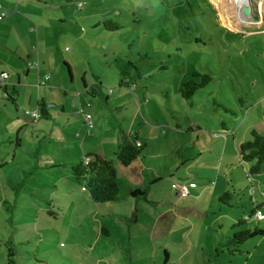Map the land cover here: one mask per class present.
<instances>
[{
	"label": "rangeland",
	"instance_id": "1",
	"mask_svg": "<svg viewBox=\"0 0 264 264\" xmlns=\"http://www.w3.org/2000/svg\"><path fill=\"white\" fill-rule=\"evenodd\" d=\"M235 3L0 0V72L10 78L8 90L13 85L20 93L15 106L2 100L0 90V264L6 262L8 240L19 264H264V240L261 246L249 242L237 248L235 258L225 251L214 259L213 234L201 229L198 219L195 230L185 222L182 209L188 206L184 198L171 195L163 165L178 169L176 176L206 172L212 182L225 152L234 171L230 180L238 185L246 207L250 200L259 204L257 198L264 194V172L249 177L233 154L232 139L217 132L221 117L238 131L237 141L244 139L250 123L264 122V0H244L248 15ZM194 73L212 81L184 100L179 90ZM44 76L49 80L39 87ZM82 79L88 90L100 89L101 94L90 98ZM75 92L91 103L83 109L93 117L90 133L95 140L85 132L77 135L81 124L75 121L81 119L70 116L71 101L78 103ZM41 96L53 104V115L61 105L65 114L31 125L25 111L34 109ZM215 100L241 111L235 124ZM120 121L136 122L140 138H154L157 148L149 150L158 154L162 171L156 185L146 174L131 179L141 192L142 186L147 190V199L140 201L135 220L128 224L108 210L109 204H94L70 168L84 159L82 143L87 153L100 151L102 142L108 151L115 145L116 151ZM198 124L202 131L194 128ZM107 157L117 162L111 152ZM176 176L173 183L182 187ZM173 206L179 219L167 224L163 213ZM255 223L250 220L235 231Z\"/></svg>",
	"mask_w": 264,
	"mask_h": 264
},
{
	"label": "crops",
	"instance_id": "2",
	"mask_svg": "<svg viewBox=\"0 0 264 264\" xmlns=\"http://www.w3.org/2000/svg\"><path fill=\"white\" fill-rule=\"evenodd\" d=\"M30 42H29V44H30ZM38 49H39V47L37 46L36 50H38ZM0 73L2 74L5 72H0ZM7 79L9 80L10 78H7ZM19 80H20V77L17 74V83L19 82ZM43 80H44V78L40 79L39 87L46 86L47 81L42 83ZM82 80H83L82 83L84 86V92L86 93V91H88L90 93V94H88V96L90 98H94V97L101 94L100 89L97 90V89H93L92 87H90V89L88 90V87L86 85L85 80L84 79H82ZM0 90H2V92H3V97H2L3 99L2 100L8 102V100L4 98V95L7 94L9 96L14 97L15 106L17 105V98L19 97L20 93L17 92L16 88L13 87V85H12L11 92L8 90V84H6V83H5L4 87L0 88ZM63 95H64V97H67V98L70 97V93H68V91H66V90H64ZM41 99H43L45 101V103L48 104L49 106H53L52 103H50L49 101H47V99H45L41 96V97H38L35 108L32 109L31 111H37L38 110L37 104ZM107 100H108V97L106 96L105 101H107ZM84 101H88V99L81 95V97L78 99V103H76V107L72 108L73 112L70 114V116L72 118L81 119L80 121H75L77 126H79L81 124V127L79 128V134H77L78 136L82 132H85L86 137H88L90 140H95V136H92V134L90 133L91 129L86 128L85 121H84L83 117H81L80 115L77 114L78 110L83 105ZM214 103H216L217 106H220L221 108L225 107L224 104H222L216 100ZM33 104H34V101L32 100V97L31 98L29 97L28 98V106L33 107ZM53 108H54V106H53ZM232 111L235 113V116L231 115L232 119H230V121H231V124H235V122L239 119L241 111L239 109L238 110L233 109ZM49 114H50L49 119H51V118L59 119L61 116H63L65 114V108H64V106L61 105L60 111L57 110V112H55V114L53 115V111L50 110ZM247 117H248V115H246L244 122L247 121ZM221 119L223 120L222 122L224 123L225 127H223V128L221 127V123H222L221 122L220 123V129L217 130V132H220L222 136H226V139H228V138L232 139V143L234 146L233 154L234 155L236 154L238 160L241 163H243L239 157V146H240V144L247 141L248 135H249V139H250V134L252 131H255L258 134L264 135V122L258 123V124L250 123L248 125V127L246 128V132H244V134H243L244 139H242V140L240 139V141H237L238 131L236 129L232 128L231 125L227 123V121H228L227 118L221 117ZM135 120H136V118H135ZM65 122H66V124H69V122L67 120H65ZM92 122H93V117H92ZM135 124H136V122H130V125H128L126 121H120L118 123V139H117L116 147H119L121 145L120 129L124 130V132L126 134L134 135L135 136L134 139H136L138 143H145L146 144L145 151L132 164H130L127 167L121 166L120 163L114 162L112 159H107L108 158L107 154H110V152L112 153V156H114L115 150L113 149V147L115 145H110L111 146L109 149L110 151H108L107 149H105V144L102 142L101 148L99 147L100 151H98L97 149H94V151H88L89 153H87L86 151L83 150L84 149L83 147L85 146L84 143H82L79 147L82 150V153L84 155L83 158H86L88 154H96V155H99L100 157H102L104 159L113 161V163L116 166L117 172H118L119 185H120L122 190H125L126 188H130L132 190H139L140 191V189L136 185V183H133L131 180L135 176L139 177L140 173L146 174L148 177L151 176V177H149V179L151 180V183L155 184V185L157 184V182L159 180L162 179V175H161L162 171L160 168V162L161 161L158 159L159 156L157 153L151 154V151L149 150L151 148V146H152V148H154V147L157 148V144H155L154 138H152V139L140 138V134L135 132V130H134ZM31 125H36V122L32 121ZM138 126H140V125H138ZM94 127H95V124L93 123V128ZM194 128L196 129V131H202L199 124L194 126ZM192 129L193 128L190 127L189 130H192ZM221 135H219V136H221ZM199 157H200V154H198L197 158H199ZM154 158L157 161V164L154 163V160H153ZM197 158L195 160H191V161L194 162L197 160ZM81 160L82 159H80L77 163H79ZM71 162H73V161H71ZM222 162H224V164H222V165L220 164L218 166V168L216 170V176L214 177L215 180L212 182H210V181H211V178H213V177H209V175L206 172L201 173L199 171H195L196 173H192V174L189 173V174H185L183 176H180V175L176 176V174H178V171H177L178 169L172 170V169L166 167V163L163 164L165 167L164 168L165 174H167L166 181L168 180L171 183L172 187L178 186V185H176V183H173V179L176 176L178 178L179 182H183L182 187H185L187 189L188 195L186 197H181L177 193V191H175L173 188L170 192L171 195H173L176 198H181V199L184 198L185 199V203L188 206L187 207L188 210L183 211V209H182L185 222H187L188 224L191 225L192 230H195L196 224L198 222H200V224H201V229H203L204 231L209 230L213 234L212 238L214 240V242H213L214 246L211 250L214 249V251H215L218 243L224 244L225 240H227L230 236L229 235L230 233H228L227 229H228L230 222L234 224L233 217H232L234 214V211H235L234 209H236V211H237L236 218H239L238 220H240L241 219L240 214H242V217H244V216L248 215L250 213V211L254 208V204H253L252 200H250V204H249L250 207L249 208L246 207L247 202H244L242 200L243 195H240V193H239L240 191L238 189L239 187L238 188L236 187L238 185H233L232 180H230V176H234V174H233L234 171L232 170L233 166L231 165L230 160L226 158L225 152L222 156ZM77 163H72L71 167ZM244 165L246 166V168H248V166L245 163H244ZM122 167L124 169H130V170H128V172L123 171ZM129 171H131V172H129ZM246 172H247V170H246ZM263 172H264V165H263L262 173ZM190 176H192V178L196 181V184L193 185L192 182H190V178H191ZM123 181H125V182H123ZM140 184H141V186L144 185L142 183V181L140 182ZM79 186L81 188H83L80 184H79ZM141 189L145 190V197H144V200H145V199H147V193H146L147 190L143 186L141 187ZM256 189L257 188L255 187V193L257 192ZM225 192H232V196H231V199L228 201V204H223V203H220L218 201L219 196ZM158 193L160 195H163V191H161V190H159ZM258 197H260V195ZM141 200H143V198H135L134 199L132 197H129L124 201H120V202H116V203H106V204L110 205L108 207V210H110L113 214H117L118 216L120 214V217H123L124 222L126 224H128L131 221L135 220V215L137 214V209H139V207H140V201ZM199 200L203 201L202 204L204 205V207L198 203ZM176 209H177V207L173 206L171 210H167V211H165L166 213H163V215L165 217V222L167 224H168V222L179 219V216L176 215V211H177ZM240 210H242L241 213H240ZM261 210H264V207H262ZM195 220H197L196 221L197 223L194 222ZM248 226H249V228L251 227V228H258V229L264 230V223H262V222L261 223H255L254 225H251V226L248 225ZM263 240H264V237H261L259 239L250 240L247 243L255 242V245L258 244L261 246ZM245 245H246V243L242 246L222 247L223 251L220 252L219 254L215 255L214 259H216V257L219 256L220 254H223V255L226 254L225 251H228V253H230L232 255V258H235L236 256L239 255L238 254L239 249H237V248L245 247ZM200 250L202 252V258L204 259V257H205L204 246ZM127 255H129L131 260H133L135 257V255L130 256V253H127ZM167 259H168V256H167L166 260ZM207 260L208 261L213 260V255L209 256ZM112 263L113 262H90V264H112ZM120 263L121 264H129L128 262H120ZM132 264H133V262H132ZM163 264H168V262H164Z\"/></svg>",
	"mask_w": 264,
	"mask_h": 264
},
{
	"label": "trees",
	"instance_id": "3",
	"mask_svg": "<svg viewBox=\"0 0 264 264\" xmlns=\"http://www.w3.org/2000/svg\"><path fill=\"white\" fill-rule=\"evenodd\" d=\"M108 24L109 22L105 23L107 28ZM115 27H117V25H115ZM64 65L67 67L71 76L70 67L66 63H64ZM211 81L212 79L208 75L194 73L192 79L181 85L179 90L181 97L184 100L192 99L198 90L210 84ZM86 93L90 94L88 91H86ZM5 95V99H7L8 102L15 104L13 96H9L7 94ZM37 108L41 117L40 120H48L50 118L49 111L53 108L46 104L43 99L38 102ZM223 109L226 112H229L232 116H235V113L232 110L225 107ZM221 127H225L223 122L221 123ZM134 137V135L126 134L124 130L120 129L121 145L114 152V157L123 167H127L132 164L146 149V144L138 143ZM239 157L240 160L248 166L247 175L249 177L260 175L263 171L264 165V135L252 131L250 139L240 144ZM86 159H88L87 164H85ZM71 173L74 179L88 193L94 204L116 203L124 201L129 197L134 199H144L145 197V193L139 190H132L130 188L122 190L119 185L118 172L113 161L104 159L96 154H89L79 163L73 165L71 167ZM231 196L232 192H225L219 196L218 201L223 204H228ZM258 202L259 204H254V208L248 215L241 217L240 220L229 227L231 232H234V234L229 236V238L225 240L224 244H217L215 249L217 254H219L218 250L222 249V247L242 246L250 240L264 237V230L258 228L250 227L244 231H235L242 225L247 226V222L253 220L252 218L256 211H262L261 208L264 207V199L262 196L258 197ZM6 247L7 254L5 264H19L16 259L14 243L11 240H8L6 242ZM165 258H167L166 253Z\"/></svg>",
	"mask_w": 264,
	"mask_h": 264
},
{
	"label": "built area",
	"instance_id": "4",
	"mask_svg": "<svg viewBox=\"0 0 264 264\" xmlns=\"http://www.w3.org/2000/svg\"><path fill=\"white\" fill-rule=\"evenodd\" d=\"M8 78V75L6 73H2L0 74V87H4L5 86V82ZM49 77L45 76L44 80L42 83L48 81ZM109 93H111V91H109ZM74 97L79 99L81 97V93L80 92H75L73 93ZM6 97V95H4V98ZM51 108H53V106H50ZM71 107L75 108L76 107V102L75 101H71ZM83 107L89 109L91 108V104L89 101H84L83 105L80 107V109L78 110L77 114L80 115L81 117H83L84 121H85V126L87 129H91L93 127V122H92V115L89 113H86L83 109ZM25 115L33 122H37L40 120V114L38 111H25ZM218 137V136H217ZM88 159L85 160V164H87ZM173 189L175 191H177V193L181 196V197H186L188 195L187 189L185 187H179V186H173ZM261 196L264 199V194H261ZM254 221L256 222H262L264 221V215L262 213V211H256L255 214L253 215L252 218Z\"/></svg>",
	"mask_w": 264,
	"mask_h": 264
},
{
	"label": "bare ground",
	"instance_id": "5",
	"mask_svg": "<svg viewBox=\"0 0 264 264\" xmlns=\"http://www.w3.org/2000/svg\"><path fill=\"white\" fill-rule=\"evenodd\" d=\"M233 1H235V2H236L235 4H237V5H241V9H243V8H244V5H243V3H244V0H233Z\"/></svg>",
	"mask_w": 264,
	"mask_h": 264
},
{
	"label": "water",
	"instance_id": "6",
	"mask_svg": "<svg viewBox=\"0 0 264 264\" xmlns=\"http://www.w3.org/2000/svg\"><path fill=\"white\" fill-rule=\"evenodd\" d=\"M242 12L244 13V15H248V6H244V8L242 9Z\"/></svg>",
	"mask_w": 264,
	"mask_h": 264
}]
</instances>
